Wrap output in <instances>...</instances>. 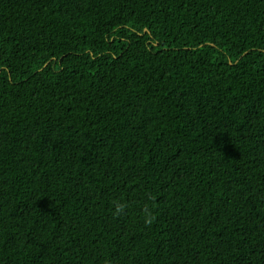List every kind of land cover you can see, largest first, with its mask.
<instances>
[{
    "label": "trees",
    "instance_id": "obj_1",
    "mask_svg": "<svg viewBox=\"0 0 264 264\" xmlns=\"http://www.w3.org/2000/svg\"><path fill=\"white\" fill-rule=\"evenodd\" d=\"M0 264H264V0H0Z\"/></svg>",
    "mask_w": 264,
    "mask_h": 264
},
{
    "label": "clouds",
    "instance_id": "obj_2",
    "mask_svg": "<svg viewBox=\"0 0 264 264\" xmlns=\"http://www.w3.org/2000/svg\"><path fill=\"white\" fill-rule=\"evenodd\" d=\"M118 203V207H116L115 209V214L116 215H119L120 213L124 212L125 208H126V205L123 204V203H120V202H117ZM150 222V221H149Z\"/></svg>",
    "mask_w": 264,
    "mask_h": 264
}]
</instances>
